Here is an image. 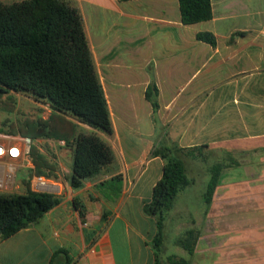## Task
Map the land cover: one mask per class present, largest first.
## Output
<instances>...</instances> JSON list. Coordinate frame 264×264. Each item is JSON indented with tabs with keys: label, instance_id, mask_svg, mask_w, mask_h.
Segmentation results:
<instances>
[{
	"label": "crops",
	"instance_id": "obj_1",
	"mask_svg": "<svg viewBox=\"0 0 264 264\" xmlns=\"http://www.w3.org/2000/svg\"><path fill=\"white\" fill-rule=\"evenodd\" d=\"M66 1L82 16L110 112L113 134L103 138L114 160L73 190L72 150L56 141L60 154L55 184L63 191L62 200L36 224L0 239V264H50L52 257L53 264H118L113 239L127 241L130 251L142 249L141 264H153L155 225L142 206L162 175V160L150 157V152L163 137L182 148L206 145L224 165L209 207L191 210L181 204L178 211L179 222L190 223L186 230L200 232L193 255H213L217 245L213 233L210 239L204 237L203 223L217 232L213 225H225L235 214L247 215L250 221L243 228L256 227L259 239L236 241L235 254L241 256L237 264H264V0H210L212 18L189 26L181 23L177 0ZM200 32L211 33L215 45L197 40ZM152 82L158 90L155 114L144 99ZM0 131L19 134L1 126ZM152 163H157L158 172L145 193L138 180ZM116 175L122 176V193L111 216L104 217L109 204L101 183ZM74 198L82 202L83 219L73 207ZM240 199L246 212L230 209ZM175 208L174 202L170 214ZM116 221L119 229L111 233ZM121 226L128 231H120ZM180 255L188 257L182 249Z\"/></svg>",
	"mask_w": 264,
	"mask_h": 264
},
{
	"label": "trees",
	"instance_id": "obj_2",
	"mask_svg": "<svg viewBox=\"0 0 264 264\" xmlns=\"http://www.w3.org/2000/svg\"><path fill=\"white\" fill-rule=\"evenodd\" d=\"M126 1L131 0H118ZM177 1L183 25H194L212 18L210 0ZM196 39L215 45L214 36L208 32L197 33ZM10 91L46 102L57 112L107 136L113 134L110 112L82 16L78 8L66 0H21L11 4L0 0V96ZM157 98L158 90L152 82L144 93V99L150 103L154 114L158 109ZM45 128V124L33 126V132L27 136L32 140L51 137L43 133ZM66 145L72 150L69 186L73 190L80 189L86 180L100 174L114 160L111 147L95 133L79 134L72 141H66ZM204 148L206 145L182 148L164 140L150 153V157H158L163 162L162 175L153 186L151 199L142 206V213L152 218L155 225V234L150 242L153 264H160L165 216L172 210L179 192L191 185L183 157L198 158ZM31 158L34 165L32 173L49 178L46 171L51 169V165L48 161L33 148ZM223 169L221 163L210 167L202 196L207 208L220 183ZM122 182V176L116 175L101 186L113 192V199H117L122 193ZM25 185L27 188L22 194H0V239L9 238L36 224L61 201L53 193L33 192L29 190L28 183ZM73 207L83 219V205L74 200ZM199 235L195 228L187 229L176 240V246L192 256ZM171 263L189 264V259L180 258ZM50 264H53V257Z\"/></svg>",
	"mask_w": 264,
	"mask_h": 264
},
{
	"label": "rangeland",
	"instance_id": "obj_3",
	"mask_svg": "<svg viewBox=\"0 0 264 264\" xmlns=\"http://www.w3.org/2000/svg\"><path fill=\"white\" fill-rule=\"evenodd\" d=\"M127 66H129L130 68L133 67L131 63L127 64ZM77 121L73 120L71 116L57 112L48 103L35 100L32 96L24 93L17 94L15 92L10 91L7 94H3L0 96V126L3 129H6L8 132L10 131V133H19L17 135L28 137L27 134L33 132V126H38L40 124L46 125V128L43 133H47L51 137H38L37 139L32 140V148L38 154L42 155L51 165V169L46 171V173H48L50 177L43 178L52 183L59 184L57 181L55 160L60 154V150L56 141L62 140L65 144L64 147H67L66 141H72V139L77 135L95 133L111 147L107 140L103 138L111 136H107L97 130V132H88L86 129L80 126L82 125L81 122ZM164 140L165 137H163L159 143ZM159 143L156 144V146L159 145ZM183 158L186 167V174L191 180V185L187 187V190L185 192L177 195L175 200V211L172 214H170L169 211L165 216L166 223H164V238L161 247L160 264H172L171 261L177 262L180 259L181 248L176 246V240L181 237L186 228L190 226V223L181 224V222H179L178 211L180 210V206L181 204H186L191 210H197L200 206H202L203 208L206 207L203 202L202 196L205 191L207 181L209 179V170L212 165L220 162L218 161L219 154L217 152H212L206 148L202 150L201 155L198 158H192L190 156H184ZM156 165L157 163H152L150 166L145 167L139 177L138 188L143 190L145 193L147 187L149 186V183L153 180V178L158 172V167ZM29 175L30 172L26 170L18 172L16 180L21 181L24 185H22V187L21 185H18V190L13 189L10 192L2 194L15 195L24 193L27 188L25 185L26 178ZM105 182L106 181L102 182L101 185ZM101 187L104 191V194L102 193V196L105 199L106 203L109 204L108 208L104 207L103 215L105 214V217H110L113 211L112 206L116 204L120 196L117 199H113L114 193L108 192L104 186ZM106 194H108L109 196H106ZM55 195L59 196L62 200L63 191H59L58 193H55ZM74 200H77L82 203L79 198H74L73 201ZM234 204L235 205L230 208L231 210H233L234 212H246L247 207L244 205V203H242L241 199L236 200ZM227 219L229 220V222L224 221V223L226 222L225 225L219 223L217 225L212 226L213 229H217V232L210 231L211 225L206 223L202 224L201 231L204 234V237L210 239V235L213 233V235L217 237V245L214 244L215 246L212 250L213 255L212 253L206 254L205 252H203L202 254L199 253L197 256H189L186 254V257L188 256L187 259H189V264H237L238 260L241 259V256L235 254L237 249L236 241L242 242L246 237V239H248V237L249 239L253 240L259 239V234L256 227L249 226V228H243L244 223L249 224V216H241L239 214H235ZM133 227L134 225L130 223L129 230L131 231V228ZM117 229L119 228L118 222L116 221L111 227V233L117 231ZM126 230L127 229H125V227L121 226L120 231ZM143 230L144 229H142L141 231L144 232L145 230ZM113 241L114 244H118V249H116L115 252L118 264H141V261L144 259L145 256L144 251H142V249L135 246L130 251L128 247L125 246L127 241H119L114 239ZM203 241V249H205L208 246L205 245L206 240L204 239ZM119 246L121 247L120 249ZM239 251L242 252L240 248ZM241 264L258 263L256 261H245L244 263L241 262Z\"/></svg>",
	"mask_w": 264,
	"mask_h": 264
},
{
	"label": "built area",
	"instance_id": "obj_4",
	"mask_svg": "<svg viewBox=\"0 0 264 264\" xmlns=\"http://www.w3.org/2000/svg\"><path fill=\"white\" fill-rule=\"evenodd\" d=\"M32 139L0 131V194L18 190L24 185L16 180L17 173L26 170L30 175L26 178L29 190L55 194L58 186L55 183L36 176L32 172L34 166L31 158ZM25 187V186H24Z\"/></svg>",
	"mask_w": 264,
	"mask_h": 264
}]
</instances>
